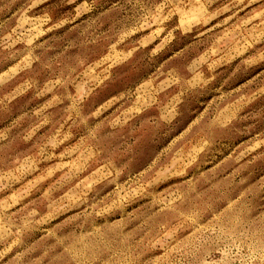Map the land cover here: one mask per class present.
<instances>
[{
  "label": "rangeland",
  "instance_id": "rangeland-1",
  "mask_svg": "<svg viewBox=\"0 0 264 264\" xmlns=\"http://www.w3.org/2000/svg\"><path fill=\"white\" fill-rule=\"evenodd\" d=\"M0 264H264V0H0Z\"/></svg>",
  "mask_w": 264,
  "mask_h": 264
}]
</instances>
